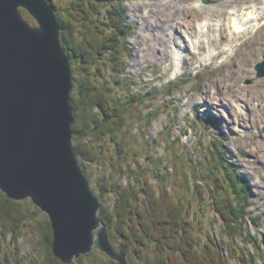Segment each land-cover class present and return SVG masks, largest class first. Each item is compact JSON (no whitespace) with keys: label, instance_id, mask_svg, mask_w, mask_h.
I'll return each instance as SVG.
<instances>
[{"label":"rangeland","instance_id":"1","mask_svg":"<svg viewBox=\"0 0 264 264\" xmlns=\"http://www.w3.org/2000/svg\"><path fill=\"white\" fill-rule=\"evenodd\" d=\"M263 4L264 0H185L182 4L179 0H174L172 5L168 4V0H124L127 22L133 23L134 26V33L126 38L133 53L130 57H127L125 52L121 53L122 60L128 63L127 71L117 73L113 65L104 66L101 63H97L91 70L93 80L103 85L108 92L111 105L115 99H120L122 107L126 106L123 104V101L127 100L126 96L138 89L149 92L153 87L159 90L168 84L171 85L155 96L150 95V92L146 93L147 99L132 102L133 106L121 111L126 116L128 128L131 130L128 134L133 136L132 147L137 149V153L130 156L132 158L130 161L134 162L133 159L136 158L142 170L148 167L153 171L156 165L157 168L161 166L160 163L155 164L149 155L154 154L158 160L163 159L164 168L166 171H171L172 179L169 178L166 183L159 181L158 183L166 191L174 192V198L179 199L184 205L193 204V208L188 206L190 215L187 219L195 222L194 238L200 241V244L212 245V241L214 244H219L220 248L217 250L220 251V255L223 259L228 257L229 262L224 264H240L236 256H243L244 252L237 239L236 247L239 246L237 255L229 260L228 244L223 246L224 241H227L225 239L227 232L223 228L224 220L214 209L213 198L208 194L211 190L204 180L208 174L205 169V164L208 162L205 157L208 154L206 147L215 140V137L222 138L227 149V157L233 158L236 172L243 176L251 194V206L247 210L254 220H249L246 216L244 224L259 241L264 237V75L259 76L255 68L259 62L264 61V21L256 24L252 16L247 19L248 22L239 23L236 30L239 38L235 51L228 56L225 48L231 33L225 29L224 18L229 12L239 16L242 13L241 7L244 10V7L251 6L255 11H260ZM19 10L24 19L32 25L37 24L36 19L24 8L20 7ZM212 11H215V15ZM216 11L220 14H216ZM160 16L168 20L159 22ZM207 19L212 20L213 24L217 23L218 25L214 26L217 28L210 34V40L204 39L200 46L194 48L190 44L189 35L191 39H197L200 30L198 25ZM121 41L125 42V39L121 37ZM177 46L185 49L184 55L182 53L183 63L181 59L179 63ZM122 51L124 49H121ZM208 55L211 58L205 60ZM102 56L104 62H109L107 57L110 56L107 52ZM72 67L73 64L71 69ZM176 67H179L178 71ZM133 78L137 82L136 85L132 83ZM73 79L72 69V97L76 95L74 93L78 86L77 80ZM105 105L111 106L108 102ZM239 105L244 109L241 110ZM96 109L97 107H93L94 112ZM83 141L84 146L89 150L94 144V153L91 152L95 157H105V160H101L102 158L95 162L84 160V163L88 165L92 174L90 178L92 190L95 194L102 195L98 197L100 203L111 207V211L115 210L114 202L117 194L97 186V184L101 185L100 181L103 177L109 180L112 175V178L119 176L118 172L114 173L115 170L108 159V155L114 153V142L112 138L104 136L103 139H97L95 135L94 137L87 135ZM101 146L111 151L106 150L107 152L102 155L99 153L104 150ZM149 169L145 175L144 173L142 175L151 183H157ZM199 172L203 177H200ZM131 176L134 178L133 175ZM120 177V182L126 184V176L122 174ZM190 183L193 184L192 187L188 185ZM156 185V192L162 194L158 184ZM214 185L215 183H211L212 189ZM195 190L204 192L201 195ZM6 198L11 199L0 189L1 208L11 213L15 205L13 202H21L18 206L23 207L22 213L26 217L17 237L12 232H6L4 236L0 233V263L3 264L4 256L8 252L10 262L15 264L16 247L20 249L19 253L24 264H43L41 261L44 255L38 245L40 237L34 232L37 226L33 225L35 221H42L44 232L51 237L49 244L51 251L53 234L48 214L30 198L11 199V202H7ZM0 215H3L1 211ZM47 220L49 228L46 227ZM110 223L115 224L110 228L106 223L109 241L119 252L118 246L124 240L112 239L116 236L114 227L118 225V221L113 218ZM1 229L0 223V231ZM261 242L263 250H257V253L253 245L246 246L252 257H259L258 264H264L262 255L264 241ZM93 246L91 253L94 256L88 259L84 256L81 259L79 257V260L73 257L70 263H65L54 255L57 260L54 258L49 264H119L116 259ZM131 247L136 250L139 248L136 245ZM127 250L128 248H126L128 264H143L155 257V253L149 248L142 247L139 255L134 252L127 255ZM148 253L150 258L146 256ZM244 255L246 257V254Z\"/></svg>","mask_w":264,"mask_h":264},{"label":"trees","instance_id":"2","mask_svg":"<svg viewBox=\"0 0 264 264\" xmlns=\"http://www.w3.org/2000/svg\"><path fill=\"white\" fill-rule=\"evenodd\" d=\"M48 1L54 7L57 15L62 46L71 64H73V80H77L78 86L74 93L76 95L71 96L70 99L73 114V145L82 169L89 179L92 174L84 160L95 162L99 158L105 160V157L97 158L92 154L95 148L94 144L91 145L92 149L90 148V150L84 146L85 136L94 137L95 135L97 139H103L105 136V138H112V142H114L115 150H112L114 153H110L108 159L115 170L114 173L118 172L119 176L112 178V174H114L112 173L109 180L105 179L107 177H103L100 181L101 185L97 184L99 188L104 187L106 190L117 194V199L114 202L116 211H111V207H107L103 203L99 211L101 218L108 224V227L111 228L115 224L110 223L111 219L113 221L114 218L118 221V225L114 227L116 236L112 239H121L130 246L149 248L154 252L155 257L143 264L228 263V257L223 259L220 251L217 250L220 248L219 244H214L213 241L211 242L213 246L200 244V241H196L194 238L193 230L196 227L193 224L195 222L187 219L190 215L188 206L193 208V204L184 205L179 199L174 198V192L161 188L158 181L166 183V180L172 179L170 177V175L172 176L171 171H166L164 168L163 159L158 160L154 154L149 155L155 164L160 163L161 166L157 168L156 165L153 171L148 167L142 170L136 158L133 159L134 162L130 161L132 159L130 156L135 155L137 149L132 147L131 141L133 139L131 138L133 136L128 134L129 131L131 133V130L128 128L126 116L121 111L133 106L132 102L141 101L143 98L147 99L149 92L150 95L155 96L162 90L170 88L171 85L168 84L159 90L153 87L152 91L149 92L144 89L131 92L126 96L127 100L123 101L126 106L122 107L120 99H115L111 105L108 92L103 85L98 84L92 78L91 70L97 63L104 66L111 64L117 73L127 71L128 63L122 60L121 53L125 52L127 57L133 53V49L126 38L134 33V26L133 23L127 22V9L123 5L124 0ZM121 37L123 40L125 39V42L121 41ZM121 49L124 51L121 52ZM105 52L110 56L107 57L109 62H104L102 55ZM96 69L98 72L100 71L97 66ZM132 83L137 84L134 78ZM107 102L111 106L105 105ZM93 107H97L95 112ZM118 107L122 108L119 109ZM166 146L168 149V145ZM101 148L104 149L103 146ZM106 150L104 149L99 153L103 155L107 151H111ZM206 150L208 154L205 157L208 162L205 164V169L208 174L204 180L210 188L209 190L212 191H208V194H211V198H213L214 209L224 220L223 228L227 232V237H225L227 241H224L223 246L228 244L230 249L229 260L237 255L239 246L236 247V243L239 240L240 248H243L244 253L243 256H236L238 262L240 264H258L259 257H252L249 248H246L251 244L257 253V250H263L260 242L264 241V237L260 241L253 237L251 231H248V227L244 224L246 216L252 220L247 210L251 206V194L248 191L247 183L243 176L236 172V163L233 158L227 157V149L221 137H215V140H212ZM88 151L90 152L88 153ZM148 169L152 171L151 175L156 178L157 183H151L142 175L143 173L145 175ZM122 174L126 176V184L120 182ZM104 175L106 176V174ZM199 175L203 177L201 172ZM211 183H215L214 189H212ZM156 184H158L162 194L156 192ZM188 185L192 187L193 184ZM195 192L202 195L204 191L197 192L195 190ZM96 194L99 198L102 197L101 193ZM6 200L7 202L12 201L8 198ZM13 203L15 205L12 204L14 207H12L11 213L0 206V211L3 214L0 215V223L2 224L0 233L2 236L6 232H12L16 237L20 235L21 226L26 216L22 213L23 207L18 206L21 202L14 201ZM45 223L46 227L49 228L48 220ZM33 226H37L34 232L40 237L38 245L44 255L42 263L49 264L51 260L56 259L52 250L50 251L51 237L44 232L45 227H42V221H35ZM19 250L15 247L17 257L14 263L24 264ZM262 255L264 256V254ZM83 256L88 259L94 254L81 255L80 259ZM146 256L150 258L149 253ZM9 259V253L6 252L3 264H13Z\"/></svg>","mask_w":264,"mask_h":264},{"label":"water","instance_id":"3","mask_svg":"<svg viewBox=\"0 0 264 264\" xmlns=\"http://www.w3.org/2000/svg\"><path fill=\"white\" fill-rule=\"evenodd\" d=\"M255 68L264 75V61ZM71 90V63L51 3L0 0V189L48 214L52 252L62 262L95 245L128 264L126 243L117 252L109 241L100 200L74 149Z\"/></svg>","mask_w":264,"mask_h":264},{"label":"bare ground","instance_id":"4","mask_svg":"<svg viewBox=\"0 0 264 264\" xmlns=\"http://www.w3.org/2000/svg\"><path fill=\"white\" fill-rule=\"evenodd\" d=\"M173 1L174 0H168V4H171L172 5L173 4ZM184 2H185V0H179V3L180 4H182ZM196 5H197V3H196ZM184 6L187 7L186 4H184ZM186 9L189 10V8H186ZM241 11H242V13L239 16H238V14L236 15V13L229 12V13H226L227 14V17L224 18L225 29H228L229 32L231 33V38L228 39L227 47L225 48L226 53H227L228 56H230L231 54H233V52L235 51V47H236V44H237V41H238V38H239V36H238L239 34L236 33V30L238 29L239 23L248 22L247 19L251 18L252 16H253V18H254L253 20H254V22L256 24H261L262 20L264 21V4H263V6H262V8H261L260 11H255L254 8H252L251 6H248L247 8L244 7V10H243V7H241L240 12ZM214 12L215 11H212V13L215 15ZM216 14H220L219 11H216ZM240 16H241V18H240ZM165 19L168 20V18H165L164 16H160L159 17V22H162ZM240 19L242 21H240ZM216 24L215 23L213 24L212 20H210V19L201 21L200 24L198 25L199 26V29H200L199 30V33H198L199 34V37L197 39H191L192 37H191V35H189V37H190L189 40H191L190 44L194 48H196V47H198V45L200 46L203 43L204 39L210 40V34H212L216 30V28H217V27H214ZM198 42H200V44H198ZM177 49L178 50L176 52L178 53L179 63L181 61L183 63L184 62L183 55L185 53L184 52L185 49H184V47H179V46H177ZM187 49H188V47H187ZM182 53H183V55H182ZM210 58H211V56L208 55V58H206L205 60L210 59ZM180 59H181V61H180ZM262 62H259V63H262ZM178 70H179V67H176V71H178ZM239 108L241 110L244 109L240 105H239ZM91 252H89V253H91ZM79 257H77L76 259H78Z\"/></svg>","mask_w":264,"mask_h":264},{"label":"flooded vegetation","instance_id":"5","mask_svg":"<svg viewBox=\"0 0 264 264\" xmlns=\"http://www.w3.org/2000/svg\"><path fill=\"white\" fill-rule=\"evenodd\" d=\"M130 245L128 244L127 245V248H128V250H127V255H129V254H131V253H135L136 255H139V253L140 252H142V247H139L137 250H136V248H134V247H129ZM131 256V255H130ZM42 262V261H41ZM39 264V263H38Z\"/></svg>","mask_w":264,"mask_h":264}]
</instances>
